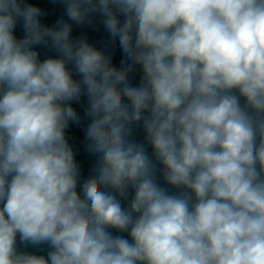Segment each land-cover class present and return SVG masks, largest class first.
Wrapping results in <instances>:
<instances>
[{
    "label": "clouds",
    "instance_id": "obj_1",
    "mask_svg": "<svg viewBox=\"0 0 264 264\" xmlns=\"http://www.w3.org/2000/svg\"><path fill=\"white\" fill-rule=\"evenodd\" d=\"M47 4L0 0V264H264V0Z\"/></svg>",
    "mask_w": 264,
    "mask_h": 264
},
{
    "label": "water",
    "instance_id": "obj_2",
    "mask_svg": "<svg viewBox=\"0 0 264 264\" xmlns=\"http://www.w3.org/2000/svg\"><path fill=\"white\" fill-rule=\"evenodd\" d=\"M29 2L35 3L37 5H42L45 7L48 6L47 0H29ZM52 18L53 17L49 18V22H51ZM83 31H85L88 34L90 42L97 43V46H100L101 41L106 37V33L104 32L102 26H99V31H92L90 29H84ZM80 32H81V29L76 28L74 34H79ZM17 35L18 36L21 35L19 28L17 29ZM41 58H43V55ZM117 59H119V56H117ZM74 106L79 109V105H74ZM69 134L73 137V139L70 140V143L73 144L74 149H76L78 152L77 159L82 162L83 166L85 167V174H87L86 169H87V166L90 165L91 159L87 156L86 153L83 152L82 145L80 144V139H82L83 133L81 132L80 129L76 128L75 126H72V128L69 131ZM142 138L143 137L141 135L139 139L142 140ZM17 240L19 241V237H17ZM21 250L37 252V250L32 247H28L26 249L21 248ZM46 251L47 249H44L43 251L37 252V254H46Z\"/></svg>",
    "mask_w": 264,
    "mask_h": 264
}]
</instances>
